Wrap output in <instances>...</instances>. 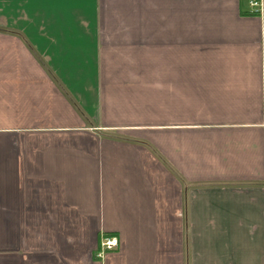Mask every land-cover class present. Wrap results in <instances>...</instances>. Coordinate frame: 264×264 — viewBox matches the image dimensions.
I'll return each mask as SVG.
<instances>
[{"label": "crops", "instance_id": "1", "mask_svg": "<svg viewBox=\"0 0 264 264\" xmlns=\"http://www.w3.org/2000/svg\"><path fill=\"white\" fill-rule=\"evenodd\" d=\"M251 1L0 0V264H264Z\"/></svg>", "mask_w": 264, "mask_h": 264}, {"label": "built area", "instance_id": "2", "mask_svg": "<svg viewBox=\"0 0 264 264\" xmlns=\"http://www.w3.org/2000/svg\"><path fill=\"white\" fill-rule=\"evenodd\" d=\"M251 6H254L256 9L255 11H260L261 9V4L259 1H251L250 3ZM116 247V239L114 237H104L102 242H101V248L102 249H113ZM101 253L99 254V256Z\"/></svg>", "mask_w": 264, "mask_h": 264}]
</instances>
